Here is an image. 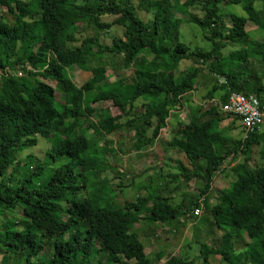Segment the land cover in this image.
<instances>
[{"label":"trees","instance_id":"16d2710c","mask_svg":"<svg viewBox=\"0 0 264 264\" xmlns=\"http://www.w3.org/2000/svg\"><path fill=\"white\" fill-rule=\"evenodd\" d=\"M197 1L202 15L193 23L210 43L207 50L191 49L177 39L182 18L175 14L192 22L187 8ZM260 1L262 5L255 10L252 0H139V6L130 0H36L33 7L25 0H0V71H10L0 77L2 264H152L133 233L137 218L145 213L149 222L164 224L166 232L174 236L172 223L179 219L181 225L186 224L183 219L195 223L206 210L212 217V228L222 232V246L219 250L205 249L208 253H218L223 264H264V127L233 140L228 134L230 126L221 124L231 117L239 121L237 117L222 114L214 106L204 109L206 100L204 106L197 105L195 112L193 106L188 107L193 123L186 128L180 125L168 145L184 153L192 171L180 163L176 167L179 174L167 173L163 181L171 183L185 171L186 178H200L201 193L205 195L214 175L232 160L236 179L225 191H219L218 202L211 207L204 197L191 200L186 207L174 205L156 193L138 196L121 209L103 207L98 203L97 191L104 183L93 186V196L85 194L86 177L75 173L77 166H97L93 147L89 151V128L101 134L123 129L133 132L134 137L145 139L137 143L136 151L145 150L158 139L172 111L183 100L191 103L190 92L200 69L181 76L170 67L172 63L190 60L205 65L214 80L205 96L209 105H216L212 98L216 97L222 102V110H229V103L224 102L231 92L255 95L264 105L262 84L245 89L251 77L244 65L248 50L223 53L229 46L242 48L248 38L246 22L253 21L256 29L264 30V0ZM221 3L248 4L250 14H232L231 27L226 28L219 13ZM144 6L147 9L141 8ZM138 10L150 12L151 22L140 19ZM104 16L112 19L101 21ZM88 26L107 34L118 26L123 29V37L113 39L109 46L96 43L91 55L89 47L84 46L93 40L86 38L76 45L74 35L67 31ZM249 43L254 53L264 50L260 42ZM106 53L120 58L117 77L112 82L107 80V65L101 64L105 63ZM76 70L90 76L79 87L71 81ZM219 79L225 83H219ZM252 79L259 81L255 76ZM48 80L55 81V85ZM56 94L61 101H57ZM90 98L110 103L118 114L112 115L106 109L94 124L90 121L94 112ZM122 117H126L123 122ZM39 137L57 138L46 152L48 161H37L29 154L21 156L23 150L37 145ZM255 147H260L261 164L252 166L250 154ZM241 155L244 159L239 162ZM19 156L28 162L18 160ZM104 164L101 163L102 171ZM45 168L47 179L43 175ZM114 173L113 177L119 179V172ZM118 183L115 181L119 190L127 187ZM196 209L201 214L196 215ZM241 233L247 239L244 248L249 250L237 253L235 246L241 242ZM248 252L251 254L246 257ZM21 255L24 258L20 263ZM166 264L189 263L171 256Z\"/></svg>","mask_w":264,"mask_h":264},{"label":"rangeland","instance_id":"374dc122","mask_svg":"<svg viewBox=\"0 0 264 264\" xmlns=\"http://www.w3.org/2000/svg\"><path fill=\"white\" fill-rule=\"evenodd\" d=\"M29 3L31 7H33V4L36 2V0H25ZM181 2L185 0H180ZM131 3H133L135 6H139V0H130ZM199 2L197 1L194 6H190L187 8L188 13L191 16L192 22L188 21V19L179 13L175 14V17H181V23L177 30V39L179 42H182L186 44L189 48L195 49V48H201V49H210V43L206 40L204 37L202 31L199 30V28L193 23L195 22L198 17L202 15V11L199 6ZM251 5H253V8L256 10L257 6H261L262 2L260 0H252ZM249 5L245 4L244 6H236V5H230V4H224L221 3L220 8V15L223 20V24L226 28L231 27V17L232 14H236L238 16H245L246 14H250ZM146 8L147 6L141 7ZM245 8V11L243 10ZM33 9V8H32ZM3 12H6L4 9ZM9 18H14L11 17ZM137 16L142 19L143 21L150 23L152 20V14L147 11H137ZM112 19V16H104L101 18V21L108 22ZM253 22V21H252ZM252 22H246L244 25V30L248 32V38L243 41L242 48L240 47H226L225 50H223L224 55L228 54L234 49H247L246 55L244 56L245 59V68L248 70V74L251 75V77L248 79V84L246 86V91H249L250 88L253 85L256 84H262L264 86V50H260L257 53L252 52V49L249 46V42H260L264 44V30L263 29H256L258 28L256 24ZM224 30V29H223ZM69 33H72L77 40L76 45H80V42L83 39L89 38L93 40V43L91 45H86L84 47H89L88 52L91 53V55H94V51H96V43H100L103 45H110L115 38L123 37V29L121 27L115 26L112 27L110 33L107 34L102 31H97V29H94L92 26H88L86 29H75L70 28L67 30ZM86 49V48H84ZM105 63L101 62V64H106L108 68V82H112L114 79H116L117 76H115L118 71V65L120 58L114 57L110 53H106V56L104 58ZM97 65V63H94V65ZM170 67L175 69V72L180 73L179 75H186L187 71H193L195 68L200 69V75L198 77V80L195 84L196 89L194 88L192 95V98H190L191 103L194 105H200L203 103L204 100H206V93L207 90L210 89L211 84H214L213 77L208 75V71L205 67V65L197 64L194 61L185 60L178 63H172L170 64ZM129 74V72H126ZM125 74V72H124ZM5 77L4 74H1L0 71V77ZM257 77L259 81H254L252 78ZM90 76L88 73H83L79 70L73 71L71 74V81L76 86H80L86 79H88ZM242 77V79L246 78ZM33 80V78H31ZM106 80V81H107ZM51 85H55V81H47ZM261 97L264 99V92L261 93ZM57 101H61L60 95L56 94ZM208 100V99H207ZM90 108L93 109V115L91 114L90 121H93L95 124V121L97 119L101 118V115L104 112H107L106 109L112 114L116 115L118 114V111H116L110 103H104V102H98L94 99L90 98ZM137 106L139 107L141 104V101H137ZM190 103V105H192ZM186 105V104H184ZM195 108V107H194ZM180 110V109H179ZM178 117V115L176 116ZM232 118V117H231ZM226 119L222 122L221 127H225L226 125L230 126V130L228 131V134L232 137L233 140H239L242 138V135H244L242 128L239 124V121L235 120L232 121V119ZM126 119V117L121 118V122H123ZM182 121L184 122L183 127L186 128L188 125H191L193 122L187 119L186 115L182 116ZM88 124V123H87ZM224 125V126H223ZM234 125V126H233ZM233 127V128H231ZM264 132V130L262 129ZM167 134V135H166ZM87 137L89 139L88 145H89V151L92 149L94 150V157L97 158V166L95 169H81L82 166H77L75 168V173L82 174L83 177H86V190H84L85 194H90L91 196L94 195L95 189L93 188L94 185H100V182L104 183V185H100L97 193H100L98 203L100 206L103 207H110L112 209H121L125 202H133L136 200L138 196H143L144 192L140 189L141 185L140 183L145 179L148 178V174L152 171L145 172L147 169H151L150 164L155 166V170L157 172L160 168L164 169L167 167H164V165H167L171 168L174 167L173 164V158L170 159V161H167L166 155L168 153L175 152L171 151L168 147L167 140L172 139V135L170 134V131H166L165 134H163V131L161 133V138L156 145V148L152 150H145L142 149V152L136 151V145L137 143L142 144V142L145 140L142 137H134L133 132L128 133L126 130L121 131H115L110 134H101V132L95 131L93 129H88L87 131ZM165 137V138H164ZM138 139L141 140V142H138ZM57 138L53 139L50 138H42L39 137L38 143L34 147L27 148L23 150L21 153V156H25L26 154L31 155L32 157H35L37 161H48L49 156L46 155V152L49 151L52 146L55 145ZM135 147V149H134ZM259 149L260 147H255L252 149L250 154V163L252 166L254 165H260L261 161L259 159ZM106 152H108L106 154ZM151 152H155L154 154H150ZM106 154V155H105ZM244 159V155H241L238 159L239 162ZM18 160L23 161L24 163H27L28 160H25V158L18 157ZM63 161L69 160L62 158ZM105 160V161H104ZM107 161L106 164H104ZM33 164L31 167H35V161L32 159ZM103 162L105 166V169L102 171V165ZM160 162V163H159ZM226 168L222 171L214 175L213 178H215L214 183L219 184V186H227L228 188L232 182H234L235 175L232 173L231 165L232 160L228 161ZM21 163V162H20ZM203 161H198L199 165H204ZM164 164V165H163ZM46 167H52V164H47ZM190 168V167H189ZM46 171V168L43 170V175H46L44 172ZM118 171L119 172V179H115L113 177V173ZM250 171V170H249ZM82 172V173H81ZM99 172V173H98ZM95 173H98V175H95ZM159 173V172H158ZM115 174V173H114ZM167 173L162 172V180H164V176ZM49 173L45 176V179H47L49 176ZM153 176V175H152ZM155 177V176H154ZM105 178L107 180H111L114 182H111L110 184L106 182ZM115 181L120 182L122 185V181L124 185H127L126 188L123 189H117ZM150 185L149 189L151 187L158 186L160 187L159 183L154 179L150 178ZM212 181V183H213ZM119 184V183H118ZM161 184H166L164 181H162ZM132 186V187H131ZM144 187V186H143ZM188 187V186H187ZM212 193H215V190L212 191ZM173 193H171V197ZM146 194L145 196H147ZM158 195L166 197L167 195L165 193H159ZM174 205H176V201H171ZM180 202V200L178 201ZM217 201L215 200L216 204ZM211 207V206H209ZM14 212H17V210H14ZM20 213V212H19ZM21 214V213H20ZM145 215V213H143ZM196 215L200 214V210L195 212ZM138 223L140 225H143V220L140 219V216L137 218ZM4 220V216L0 217V223ZM141 220V221H140ZM182 219H179L181 221ZM140 221V222H139ZM151 223V222H150ZM178 222H174L171 225L173 228H178V234H169V232L164 233L165 236H155V233H151V237L142 236L138 237V240L140 243L145 247V245L149 242V238L153 242L155 241H161L162 245L160 244V247H158L157 243L155 245V250H152L151 247H147V249L144 250V253H146V256L149 258V260L152 262V264H160L164 263V260L167 258H171V256H178L186 261H188L189 264H223V261L220 259V256L218 253L210 254L205 249H215L219 250L222 246L221 240H222V232H220L216 228H212L214 225H212V217L209 213V211H205L200 218H198L195 223L188 221L186 225L177 224ZM154 224V223H153ZM161 224V223H158ZM146 225H148L146 223ZM163 227L165 226L162 224ZM188 230H185L189 228ZM165 228V227H164ZM170 228V226H169ZM213 230V232L209 233V229ZM133 229L135 227L133 226ZM132 229V230H133ZM145 229H155L153 225L146 226ZM166 229V228H165ZM188 231V233L185 235L184 232ZM137 233V231H135ZM140 233V232H139ZM138 235V233H137ZM140 235V234H139ZM181 236V237H180ZM241 239L236 246V252H245L246 250H249L247 246L244 248V244L247 242L246 237L244 236V233L240 234ZM239 239V238H237ZM184 240V242H182ZM187 241V242H186ZM153 247V246H152ZM44 250H47V246L44 247ZM50 250V249H49ZM152 250V251H151ZM151 251V252H150ZM163 255L161 256V259L158 260L155 258V254L157 252H162ZM248 254H251L248 252L245 256L247 257ZM23 256L21 255L19 257V262L21 263L23 260ZM44 259V258H43ZM162 261V262H161ZM0 264H2L0 262ZM17 264V261L14 263Z\"/></svg>","mask_w":264,"mask_h":264},{"label":"crops","instance_id":"0c3cea01","mask_svg":"<svg viewBox=\"0 0 264 264\" xmlns=\"http://www.w3.org/2000/svg\"><path fill=\"white\" fill-rule=\"evenodd\" d=\"M195 89H196V87H195ZM215 100H216V98H215ZM181 104L182 105L177 110L172 111V113H171L168 121L166 122L165 128L162 129L163 134H165V132L167 130L170 131V134L171 135L174 134V131L177 130L178 127L181 124H184V122L182 121L183 120L182 119V116L183 115H186L187 119L190 120L189 119L190 111H189L188 107L189 106H193V105H190V102L188 103L185 100H183ZM184 104H186V105H184ZM201 105L203 106L205 104L202 103ZM196 107H197V105H194L193 108H191V109L193 111L194 110L197 111V108ZM177 115H178V117H176ZM191 122H193V121H191ZM184 125H181V126L183 127ZM162 131L160 132V135H159L158 139H156L155 142L153 143L152 147H149L147 150H152V149L156 148L157 142L161 138H163V137H161ZM170 141L171 140H167V143L166 144L168 145ZM168 147H169V145H168ZM170 150L173 151V152H175V154L168 153L166 155V159H167V161H170V159L173 158L174 160H173V164L172 165H174V167L171 168V167L163 164L164 165L163 168L164 167H167V168H164V169L160 168L159 171H158L159 173H158L157 170H155L156 164H154V165H151L150 164L151 169H147L145 172H148V171H152V172H150L148 174V178H145L140 183V185H141V188L140 189L144 192V195L143 196L146 197L145 196L146 194H148V195H150L152 193L159 194V193L162 192V193H165L167 196L166 197L161 196V195H159V196H161L163 198H168L171 201H176L175 204L183 205V206H186V207L190 205L189 203H190L191 200H193V199L197 200L200 197H204L205 198V201L204 202H206L208 204V206H213L214 203H215V200L218 202V197H220L219 191H225L227 189L226 188L227 186H219V184H215L214 181H213V180H215V178H213V180H212L213 183L210 184V189H209V191L205 195H202V193H201V191L203 189V183L201 182L200 178L199 177L197 178V177H194V176H191L190 178H186L187 176L185 175L186 174L185 171L183 172L184 174L179 175L178 178L174 179L173 181L170 180V181H172L171 183L164 182V183H166L165 185L164 184H161L162 181H163L162 180L161 173L162 172H165V173L179 174V172L176 170V167L179 166L180 163H181L182 166L185 167V169L187 171H192L191 170L192 169V166H190L186 162V157H185L184 153H182L181 151H176V150H174L172 148H170ZM138 152H142V151L139 150ZM154 153L155 152H151L150 154H154ZM202 164H204V163H202ZM150 178H154L159 183L160 187L155 186V187H151L149 189V185L151 183ZM216 178H217V175H216ZM122 184H123V181H122ZM124 186H127V185H124ZM213 190H215V193L214 194L212 193ZM171 193H173L172 194L173 198L171 197ZM179 200H180V202H178ZM145 217H146V214L145 215L144 214L140 215V219H142L143 220V223H144L143 225H140V223H138V219H137L136 224L134 226L135 229H134L133 233L136 234L137 238L139 236H142V235L144 237H146V236L151 237V233L150 232H152V234L154 232L155 233V236H158V237L160 236L161 237L164 233H166V231H168V228L165 229L162 224H158V223H154L153 224V223H150ZM183 222L184 223H187L186 220H184V219H183ZM146 223L148 225H146ZM177 224L178 225L179 224H182V222L181 221H178ZM150 225H153V227L155 229H145L146 226H150ZM188 229H190V227L187 228V229H185V230H188ZM172 230H174V234H178L177 233L178 232V228L177 227L173 228V226H172ZM135 231H137L138 235H137V233ZM141 233H142V235H141ZM187 233H188V231H185L184 232L185 235ZM163 236H165V235H163ZM182 242H184V240ZM156 243H157L158 247H160V244L162 245L161 241H155V242H153L151 240V238H149V242L145 245L144 250L145 249L148 250L147 247H149V246L151 247L152 250H155ZM145 255H146V253H145ZM155 255H156L155 258L157 260L159 258V260H160L161 259V256L163 255V251L162 252H157ZM160 264H166V260H164V263H160Z\"/></svg>","mask_w":264,"mask_h":264},{"label":"built area","instance_id":"2783aa9c","mask_svg":"<svg viewBox=\"0 0 264 264\" xmlns=\"http://www.w3.org/2000/svg\"><path fill=\"white\" fill-rule=\"evenodd\" d=\"M9 73V70L1 71V74L5 76ZM221 82L225 83L224 80L219 79V83ZM224 103H229V110H222V102L219 98H216V105H209V99H206V107L204 109L214 106L222 114L237 117L245 135L256 131L259 132L264 127V105L257 101L254 96L231 92ZM197 210L199 209L195 211Z\"/></svg>","mask_w":264,"mask_h":264},{"label":"bare ground","instance_id":"6f19581e","mask_svg":"<svg viewBox=\"0 0 264 264\" xmlns=\"http://www.w3.org/2000/svg\"><path fill=\"white\" fill-rule=\"evenodd\" d=\"M254 96H255V95H254ZM227 105H228V103H227ZM227 105H226V107H227ZM199 106H200V105H199ZM203 106H204V105H203ZM201 107H202V106H201ZM225 109H226V108H225ZM225 109H224V110H225ZM201 209H202V208H201ZM199 210H200V209H199ZM195 212H196V211H195ZM201 212H202V211L200 210V214H201Z\"/></svg>","mask_w":264,"mask_h":264},{"label":"clouds","instance_id":"9594fccd","mask_svg":"<svg viewBox=\"0 0 264 264\" xmlns=\"http://www.w3.org/2000/svg\"><path fill=\"white\" fill-rule=\"evenodd\" d=\"M193 92H190V94H192ZM222 169H225L226 167H221ZM204 205V204H203Z\"/></svg>","mask_w":264,"mask_h":264}]
</instances>
